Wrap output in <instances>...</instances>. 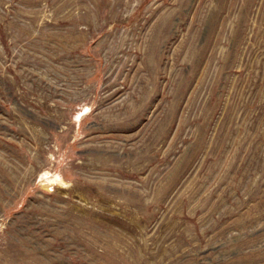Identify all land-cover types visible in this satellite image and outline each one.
Wrapping results in <instances>:
<instances>
[{"label": "rangeland", "instance_id": "obj_1", "mask_svg": "<svg viewBox=\"0 0 264 264\" xmlns=\"http://www.w3.org/2000/svg\"><path fill=\"white\" fill-rule=\"evenodd\" d=\"M0 264H264V0H0Z\"/></svg>", "mask_w": 264, "mask_h": 264}]
</instances>
